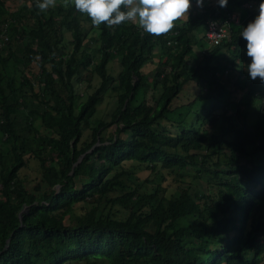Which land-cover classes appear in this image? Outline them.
Wrapping results in <instances>:
<instances>
[{"label":"trees","instance_id":"1","mask_svg":"<svg viewBox=\"0 0 264 264\" xmlns=\"http://www.w3.org/2000/svg\"><path fill=\"white\" fill-rule=\"evenodd\" d=\"M5 1L0 264H264V84L249 78L240 37L260 0H192L188 19L159 37L135 21L94 26L70 0L46 12L26 0L12 13ZM231 12L239 22L208 43L207 18ZM105 93L113 108L96 118ZM27 158L39 175L30 186ZM127 161L154 175L152 190Z\"/></svg>","mask_w":264,"mask_h":264},{"label":"clouds","instance_id":"2","mask_svg":"<svg viewBox=\"0 0 264 264\" xmlns=\"http://www.w3.org/2000/svg\"><path fill=\"white\" fill-rule=\"evenodd\" d=\"M65 6L69 0H64ZM77 11L90 18L94 26L102 23L108 27L122 23L137 22L147 34L159 37L168 34L176 26L174 22L188 19L192 0H70ZM205 0H195L202 9ZM217 6L225 8L228 0H216ZM36 8L46 12L56 7V0H36ZM240 37L246 42L245 54L250 58L247 73L251 80L264 84V0H260L257 14L243 27ZM5 38V37H4Z\"/></svg>","mask_w":264,"mask_h":264},{"label":"rangeland","instance_id":"3","mask_svg":"<svg viewBox=\"0 0 264 264\" xmlns=\"http://www.w3.org/2000/svg\"><path fill=\"white\" fill-rule=\"evenodd\" d=\"M205 2L216 3V0H205ZM24 4H29V2L26 0H6L4 5L6 7L7 12L12 13V12L20 9L22 7V5H24ZM90 35H92V33ZM91 44H93V43H91ZM2 49H3V47H2ZM156 53H158V50L155 53H153L152 62H147L146 64L143 65V67H142L143 72H147L153 68L154 63L156 61V56H155ZM249 60H250V58L247 60V62ZM118 61H119V58L117 57L116 59H113L107 63V66H106L107 73H109L110 75H114L116 73V71L119 68L118 67ZM30 71L32 74H28V75H35L37 68H36L34 63H32L30 65ZM96 81H97V78L92 79L91 83L94 87L97 85ZM76 89H77L78 93L83 92V95L81 98H83L85 93L90 92V90H87V92L84 91V84L83 83L78 84L76 86ZM190 92H191V90H189V89L184 90L180 94L179 98L174 101V104H180V103L182 104V103L186 102V100L189 99V97H190ZM113 105H114L113 97H111L109 94L105 93L101 103L96 107V110H95V113L93 116L96 118L108 119L109 112L112 110ZM246 110L249 112H253L254 107L248 106ZM181 112H183V110H180V113ZM249 117L251 119H254L255 115H249ZM190 119L191 118H189V120ZM162 125L163 126H161V129H164L167 131L173 130L171 128V126L168 124H162ZM123 166L134 173V179L141 183V186L143 189L150 191L154 188V186H155L154 182H148L145 180V179L153 180L154 175L148 169H145L144 165L138 166L134 162H128L127 161V162H124ZM19 173L22 177H26V179L28 181L27 183L29 184V186L33 185L36 181H38L39 175L37 173L36 166H35L34 160L32 158H27L26 165L23 166L19 170ZM170 177L171 176L165 175L164 180H162V177H160L159 180H162L160 183H163V182L168 183L170 181ZM172 185L173 184H171V186ZM166 190H167V192H170L172 190V188L167 187ZM72 264H83V263L78 262V263H72Z\"/></svg>","mask_w":264,"mask_h":264},{"label":"built area","instance_id":"4","mask_svg":"<svg viewBox=\"0 0 264 264\" xmlns=\"http://www.w3.org/2000/svg\"><path fill=\"white\" fill-rule=\"evenodd\" d=\"M244 6L250 7L251 4H245ZM238 22L239 14L237 12L226 14L225 17L220 19L207 18L204 32L206 40L212 45L218 44L229 35L230 24H237Z\"/></svg>","mask_w":264,"mask_h":264},{"label":"water","instance_id":"5","mask_svg":"<svg viewBox=\"0 0 264 264\" xmlns=\"http://www.w3.org/2000/svg\"><path fill=\"white\" fill-rule=\"evenodd\" d=\"M75 164V163H74ZM24 209H26L25 207L24 208H22L21 210H20V212H23L24 211Z\"/></svg>","mask_w":264,"mask_h":264}]
</instances>
